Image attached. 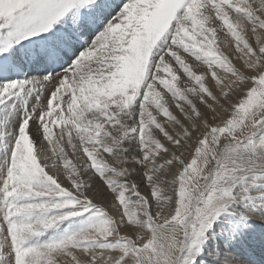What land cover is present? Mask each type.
<instances>
[{"label":"snow or ice","instance_id":"snow-or-ice-1","mask_svg":"<svg viewBox=\"0 0 264 264\" xmlns=\"http://www.w3.org/2000/svg\"><path fill=\"white\" fill-rule=\"evenodd\" d=\"M0 264H264V0H0Z\"/></svg>","mask_w":264,"mask_h":264}]
</instances>
